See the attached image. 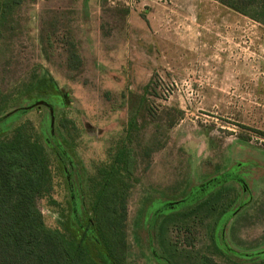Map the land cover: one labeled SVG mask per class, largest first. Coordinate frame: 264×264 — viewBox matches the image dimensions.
I'll return each mask as SVG.
<instances>
[{
    "label": "rangeland",
    "instance_id": "obj_1",
    "mask_svg": "<svg viewBox=\"0 0 264 264\" xmlns=\"http://www.w3.org/2000/svg\"><path fill=\"white\" fill-rule=\"evenodd\" d=\"M43 78L57 93L28 97ZM26 121L62 164L78 222L88 179L132 148L127 264H197L212 233L217 262L261 264L263 26L214 0H21L0 14V138ZM65 195L58 175L53 199ZM38 207L54 227L58 209Z\"/></svg>",
    "mask_w": 264,
    "mask_h": 264
},
{
    "label": "trees",
    "instance_id": "obj_2",
    "mask_svg": "<svg viewBox=\"0 0 264 264\" xmlns=\"http://www.w3.org/2000/svg\"><path fill=\"white\" fill-rule=\"evenodd\" d=\"M228 10L240 14L264 27V0H214ZM21 0H4L1 16L5 18ZM80 56L75 45L68 43L67 66L78 69ZM149 81L143 93L149 94ZM47 96L57 93L51 79L43 78L26 89ZM148 108L145 97L140 100ZM129 121V133L136 125ZM54 149L43 140L42 133L29 122L17 125L9 136L0 138V264H127V202L136 182V156L126 141H122L107 163L100 165L83 189L85 206L79 222L74 214L68 180L60 161L54 169ZM146 150L145 155L148 156ZM61 176L66 190L64 206L53 199L56 176ZM58 209L54 227L46 225L38 200ZM201 255L197 264H222L215 256L227 253L216 247ZM264 264V256L260 257Z\"/></svg>",
    "mask_w": 264,
    "mask_h": 264
},
{
    "label": "water",
    "instance_id": "obj_3",
    "mask_svg": "<svg viewBox=\"0 0 264 264\" xmlns=\"http://www.w3.org/2000/svg\"><path fill=\"white\" fill-rule=\"evenodd\" d=\"M38 103H43V102H38Z\"/></svg>",
    "mask_w": 264,
    "mask_h": 264
}]
</instances>
